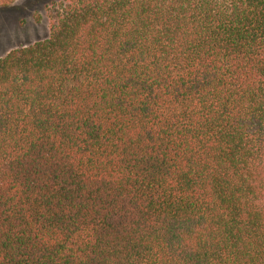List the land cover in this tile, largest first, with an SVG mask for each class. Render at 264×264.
Listing matches in <instances>:
<instances>
[{"label":"trees","instance_id":"obj_1","mask_svg":"<svg viewBox=\"0 0 264 264\" xmlns=\"http://www.w3.org/2000/svg\"><path fill=\"white\" fill-rule=\"evenodd\" d=\"M46 16L0 57V264H264V0Z\"/></svg>","mask_w":264,"mask_h":264},{"label":"rangeland","instance_id":"obj_2","mask_svg":"<svg viewBox=\"0 0 264 264\" xmlns=\"http://www.w3.org/2000/svg\"><path fill=\"white\" fill-rule=\"evenodd\" d=\"M59 0H16L0 9V57L48 35L46 8Z\"/></svg>","mask_w":264,"mask_h":264}]
</instances>
